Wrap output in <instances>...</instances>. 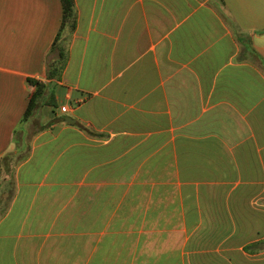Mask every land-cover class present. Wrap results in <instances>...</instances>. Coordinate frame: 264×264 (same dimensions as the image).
I'll use <instances>...</instances> for the list:
<instances>
[{
    "label": "crops",
    "instance_id": "obj_1",
    "mask_svg": "<svg viewBox=\"0 0 264 264\" xmlns=\"http://www.w3.org/2000/svg\"><path fill=\"white\" fill-rule=\"evenodd\" d=\"M75 8L50 80L62 1L0 0V264H264V0Z\"/></svg>",
    "mask_w": 264,
    "mask_h": 264
},
{
    "label": "trees",
    "instance_id": "obj_2",
    "mask_svg": "<svg viewBox=\"0 0 264 264\" xmlns=\"http://www.w3.org/2000/svg\"><path fill=\"white\" fill-rule=\"evenodd\" d=\"M62 8H63V17H62V25L60 29V33L57 37V40L52 48V54L54 57L48 63V78L50 80H59L62 74V71L65 67L67 60V49L66 45L63 41H61V35L65 30H68L72 33L77 24V16H76V8H75V0H61ZM29 83L36 87V91L32 95L28 108L24 114L22 123H25L29 120V118L34 114V112L45 103H49L50 105H54L55 101L51 99H47V90L48 84L43 82L30 79ZM25 155H17L15 153L8 154L2 163L9 162L17 164L25 159Z\"/></svg>",
    "mask_w": 264,
    "mask_h": 264
},
{
    "label": "water",
    "instance_id": "obj_3",
    "mask_svg": "<svg viewBox=\"0 0 264 264\" xmlns=\"http://www.w3.org/2000/svg\"><path fill=\"white\" fill-rule=\"evenodd\" d=\"M69 122H74V121H72V120L70 121V119H69Z\"/></svg>",
    "mask_w": 264,
    "mask_h": 264
}]
</instances>
